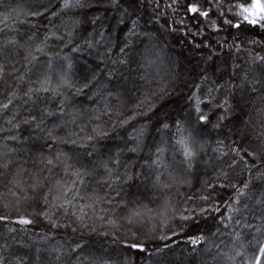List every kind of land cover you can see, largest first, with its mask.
<instances>
[{
    "label": "snow or ice",
    "instance_id": "obj_1",
    "mask_svg": "<svg viewBox=\"0 0 264 264\" xmlns=\"http://www.w3.org/2000/svg\"><path fill=\"white\" fill-rule=\"evenodd\" d=\"M0 8V264H264V0Z\"/></svg>",
    "mask_w": 264,
    "mask_h": 264
},
{
    "label": "trees",
    "instance_id": "obj_2",
    "mask_svg": "<svg viewBox=\"0 0 264 264\" xmlns=\"http://www.w3.org/2000/svg\"><path fill=\"white\" fill-rule=\"evenodd\" d=\"M9 2L15 3L16 0H9ZM4 11H5V9L0 8V13H2ZM0 27H3V25L0 24ZM177 54H179L182 57L189 58L193 64H195L200 59V56H201L200 52L190 50L189 48H181L178 45L172 51V55L175 56ZM77 100L86 102V98L85 97H78ZM223 195H224L225 198L227 197V193H224ZM34 231H40V229L36 228V229H34ZM77 238L79 240H81L82 242H86L87 244L92 245L93 247L106 246L105 245V238L101 237V236H98V235H95V234L89 235V234L85 233L83 236H79V234H77ZM183 239H184V237H180L179 238L180 241H182ZM162 243H161L160 246H162ZM182 247H184V245H183V243H180L179 247H176L174 249V251L176 253H179L180 248H182ZM169 255H171V254H169ZM137 264H139V261H137Z\"/></svg>",
    "mask_w": 264,
    "mask_h": 264
}]
</instances>
